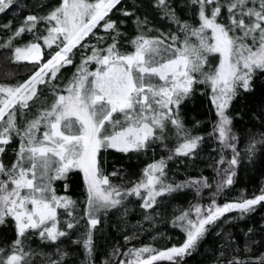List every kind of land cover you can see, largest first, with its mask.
<instances>
[{"label": "snow or ice", "instance_id": "6c2138e0", "mask_svg": "<svg viewBox=\"0 0 264 264\" xmlns=\"http://www.w3.org/2000/svg\"><path fill=\"white\" fill-rule=\"evenodd\" d=\"M13 4L0 0V13ZM181 6L191 18L181 17ZM3 27L0 55L26 62L28 75L0 83V226L11 224L15 233L0 246V264H37V257L39 264H65L70 254L62 245L73 231L79 236L72 243L81 244L94 264L102 216L115 211L126 217L138 202L144 219L156 222L167 201L191 192L193 201L174 208L169 221L183 234L179 243L136 245L133 233L103 262L184 264L209 233L223 231L226 214L242 218L264 207V188L217 201L234 185L243 161L264 153V131L246 135L245 142L231 111L264 76V0H148L147 8L137 0H35L17 23ZM197 92L208 97L216 117L205 133H194L182 116V105ZM256 119L264 125V107ZM209 142L214 176L177 180L169 162L194 163ZM157 147L167 155L155 158ZM9 150L14 159L6 163ZM109 150L151 153L152 159L137 178L125 180L117 169L106 172ZM76 172L82 174L81 201L56 187L63 181L67 189L69 173ZM213 188L205 202L204 190ZM33 237L54 251L33 248ZM221 239L214 264H264V253L248 255L258 241L247 239L241 248L230 232Z\"/></svg>", "mask_w": 264, "mask_h": 264}, {"label": "trees", "instance_id": "16d2710c", "mask_svg": "<svg viewBox=\"0 0 264 264\" xmlns=\"http://www.w3.org/2000/svg\"><path fill=\"white\" fill-rule=\"evenodd\" d=\"M34 2L35 0H16L12 6V10L8 11L7 14L0 13V37L3 38L5 35L3 26L8 21H12L13 24L17 23ZM51 2L56 3L57 0H51ZM137 2H142L145 8H147L148 0H137ZM173 2L177 5L180 4V0H173ZM127 3L131 5L132 0H127ZM18 4L26 6L24 11L20 13L15 11V7ZM177 10L182 18H191V13L185 11L182 6L178 7ZM154 15L153 13L149 18L153 19ZM154 23L160 26L163 22L157 18L154 20ZM3 52L4 49L0 50V54ZM25 64L26 62L15 63L6 61L0 55V83H14L17 80L26 78L28 70ZM5 72H11L12 75L5 77ZM254 84V91L242 93L233 102L234 106L231 109L235 116L234 125L236 131L240 132L242 140H245L246 135L264 131V125L261 124L260 120L256 119L260 114L261 108L264 107V76H258ZM211 109L212 105L208 97L197 92L182 105V116L186 125L192 128L194 133H205L211 130L210 122L216 118L214 110ZM236 113H239V115L236 116ZM197 120L202 122L201 125L195 126ZM168 143L171 146L173 141L169 140ZM15 144H17V141L14 140L13 145ZM13 145H10L9 148ZM213 147L210 142L206 143L203 146L204 150L201 153L200 159L187 166L178 164L176 161L169 162V168L175 173V178L182 180L187 176H197L201 172L210 178L213 177L212 168L207 166L211 162L209 156L216 155L215 151L212 150ZM241 147H243V144ZM104 155L106 172H112L114 169H117L124 173L123 179L125 180L137 178L142 168L152 159L151 153L148 156H144L109 150ZM162 155H167V152L157 147L155 158L158 159ZM13 159L14 153L10 150L6 151L5 162L10 163ZM110 179L116 183H120L122 177L113 176ZM234 179V185L217 196L219 203L224 202L225 199L239 198L242 195L250 197L253 193L258 194L264 188V153H258L252 162H248L245 159ZM63 183V181L56 182L58 193L69 195L78 201L83 199L84 188L81 173H69L67 189H64ZM211 191H214V188L204 190L202 199L205 202L210 199ZM191 201H193V193L191 192L180 194L176 200L167 201L166 208L161 210L164 215L162 218L157 217L156 222L144 219L143 210L139 208L138 202H133L129 205V212L126 217L115 211L109 212L106 217L102 216L101 224L97 225L99 231L94 236L96 252L94 257L91 258L94 260V264H103L104 260L108 259V254L114 245L119 244L121 247H126L124 236L133 233L136 234L137 238L131 243L136 245L143 243L151 244L157 248H164L173 243H179L183 238V234L179 229L173 228L169 221L174 208L178 206L187 207ZM226 216L229 218L222 223L223 231L216 229L209 233L202 241L198 250L184 258V264H214L215 254L218 253L219 246L222 243L221 238L226 232L232 234L241 248L247 239L258 241V243L252 246V253L248 255L259 256L264 253V207L258 205L254 212L242 218L236 212L228 213ZM249 229H252V231L249 232ZM78 236L79 233L73 231L71 239L64 240L62 247L70 254L66 257L65 264H88V258L84 254L82 245L72 243ZM14 237L15 233L11 224L7 227L0 226V246L6 242H10ZM153 237L155 238L153 239ZM168 237L171 239H168ZM31 244L36 249H42L47 252L54 251V248L46 246L38 237H33ZM39 260L40 258L37 257V264H39ZM158 264H165V262H158Z\"/></svg>", "mask_w": 264, "mask_h": 264}, {"label": "rangeland", "instance_id": "374dc122", "mask_svg": "<svg viewBox=\"0 0 264 264\" xmlns=\"http://www.w3.org/2000/svg\"><path fill=\"white\" fill-rule=\"evenodd\" d=\"M16 2V0H14V3ZM0 38H2V37H0ZM0 50H3V48H0ZM17 143H18V141H17Z\"/></svg>", "mask_w": 264, "mask_h": 264}]
</instances>
